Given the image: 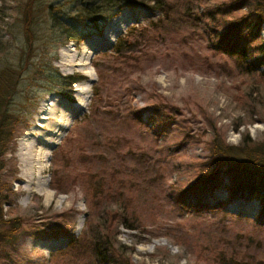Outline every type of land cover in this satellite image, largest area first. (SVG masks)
<instances>
[{"label":"rangeland","instance_id":"obj_1","mask_svg":"<svg viewBox=\"0 0 264 264\" xmlns=\"http://www.w3.org/2000/svg\"><path fill=\"white\" fill-rule=\"evenodd\" d=\"M231 1L164 0L161 12L145 0H129L104 26L128 24L110 47L104 29L79 44H62L39 25L31 69L8 104L13 130L0 148L3 218H19L22 228L0 252V264H93L69 252V237H81L99 217L104 223L109 210L125 213L113 233L134 264H225L232 251L236 264H264L258 201L231 197L224 172L215 183L198 180L215 146L249 145L264 153V78L243 72L218 45L234 42L232 33L223 34L227 16L248 11L234 5L224 14ZM25 2L0 0V69L27 55ZM132 28L127 40H137L135 52L114 55L117 39ZM260 36L264 48V25ZM48 64L82 79L49 91L44 74L29 79ZM86 94V110L74 112ZM166 111L171 118L164 121ZM57 124L66 125L63 136H48ZM28 135L56 141L41 174L49 198L21 176L20 144ZM191 185L196 188L186 190ZM25 186L34 191L28 195ZM93 193L102 199L90 207Z\"/></svg>","mask_w":264,"mask_h":264},{"label":"trees","instance_id":"obj_2","mask_svg":"<svg viewBox=\"0 0 264 264\" xmlns=\"http://www.w3.org/2000/svg\"><path fill=\"white\" fill-rule=\"evenodd\" d=\"M145 1L152 3L161 12L164 11L162 7L164 0ZM129 3V0H26L27 7L24 11L23 21V38L26 47L23 53L27 55L25 58H21L18 65L6 66L0 69V148L7 144L6 137L9 138L13 130L12 124L15 122V116L10 112L8 104L10 105L9 100L14 95L18 82L22 79V73L31 69L29 59L32 45L39 40V25L46 24L48 26L52 42L79 44L91 34H100L106 22L114 16L116 17L118 9ZM230 3L231 6L223 7L225 8L224 14L229 15V11L226 12V9L234 5H236V10L246 8L248 11L233 19L227 16L228 19L223 22L224 30H226L223 34L227 36L232 33L234 42H231L230 45L228 43L218 45L225 54L236 60L243 72L257 74L264 78V48L262 41H260V31L264 25V0H233ZM218 10H222V8H218ZM164 15L167 14L164 13ZM128 31L130 35L126 33V35L128 34L127 37L124 35L122 38L117 39L113 47L114 55L121 56L135 52V42L137 40L128 41L127 38L133 37L136 30L132 28ZM139 32L144 33L145 28H142ZM138 38H142V36L140 35ZM51 47H54V45H51ZM43 69L45 68H36L30 74L29 79L35 81V76L41 73L44 74L47 90L49 91L59 92V87L69 88L82 79L79 75L63 76L50 64H48L46 72ZM158 108H160L159 105L154 106V110ZM168 118L171 117L166 111L163 120L166 121ZM245 146L213 147L210 160L206 165L207 172L202 173L198 180L200 183L205 184L215 183L217 176L224 172L230 181L227 188L228 194L231 197L241 195V193L246 194L257 200L262 212H264V153L254 149V146ZM3 151L4 149L2 153ZM194 188L196 187L191 185L186 190ZM103 197L106 198L105 195ZM101 199L102 197L99 195L96 197L93 193L88 204L91 207V200L99 202ZM1 208L2 204L0 203V252L4 250V246L9 239L14 238L22 229L19 218H3ZM93 208L94 205L91 211ZM124 216V212L107 211L104 223L99 217L100 220L92 228L91 224L88 225L87 231L81 237H69V252L74 251L77 257L84 255L93 264H134L129 256L128 249L116 245L113 233L115 224L118 221L124 222ZM126 228L131 227L126 226ZM229 257L230 260H225V264H236V251L230 252ZM75 262L80 263L81 261L76 258ZM215 264L220 263L215 262Z\"/></svg>","mask_w":264,"mask_h":264},{"label":"bare ground","instance_id":"obj_3","mask_svg":"<svg viewBox=\"0 0 264 264\" xmlns=\"http://www.w3.org/2000/svg\"><path fill=\"white\" fill-rule=\"evenodd\" d=\"M127 21L122 20L119 24H116V22H111L103 31V40H105L104 43L107 46L113 45L116 38L123 32V30L127 27ZM87 74V73H86ZM76 92H79V94L85 95L84 91H80V89H76ZM88 94V93H87ZM86 94L87 99L85 103L75 105L73 106V111L76 113H83L88 105L89 102V96ZM73 119L75 116L72 117ZM66 125L64 124H57L56 129L53 132L47 133L48 136H54L57 135L58 138H61L63 136V131L59 133L61 130H65ZM56 141H52L51 139H43L38 137L31 138L30 135L27 136V138L23 139L20 144L21 149V159L24 164L23 172L21 176L26 179L28 182V185H31L32 183L38 185V193L44 195L45 197L49 198L50 193L49 191L44 187V178L41 176L43 171L46 169L47 162L49 160L50 151L53 146H55ZM38 146V147H37ZM43 146V147H42ZM50 149V150H48ZM47 151V152H46ZM26 191H28V195H30L34 190H32L30 187L25 186ZM79 224L82 222V218L78 220Z\"/></svg>","mask_w":264,"mask_h":264}]
</instances>
